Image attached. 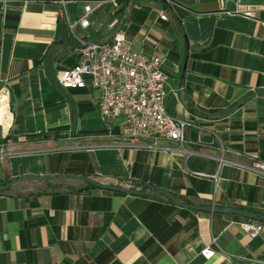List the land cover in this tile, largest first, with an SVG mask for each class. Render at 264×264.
Segmentation results:
<instances>
[{"label": "crops", "instance_id": "crops-1", "mask_svg": "<svg viewBox=\"0 0 264 264\" xmlns=\"http://www.w3.org/2000/svg\"><path fill=\"white\" fill-rule=\"evenodd\" d=\"M116 32L161 56L167 112L192 123L185 143L113 146L125 116L102 117L90 85L59 84L82 39L110 42ZM219 158L264 162V0H0V185L87 175L264 212V174ZM189 169L218 171L217 191ZM89 184L24 180L0 191V264H264V231L242 228L261 220ZM206 247L216 251L209 259Z\"/></svg>", "mask_w": 264, "mask_h": 264}, {"label": "built area", "instance_id": "built-area-1", "mask_svg": "<svg viewBox=\"0 0 264 264\" xmlns=\"http://www.w3.org/2000/svg\"><path fill=\"white\" fill-rule=\"evenodd\" d=\"M65 4L67 0H57ZM91 4L84 7V14L79 18L83 27H88L87 18ZM160 17L167 16L161 12ZM79 61L72 67L57 72L59 84L65 88H82L88 85L98 90L99 109L105 119H115L124 115L123 133L118 141L112 143L118 148L134 147L136 149L166 148L160 143L175 140L186 142V133L192 123L175 117L167 112L166 85L169 76L162 69V58L145 50H133L131 41L122 32H116L112 41L103 42L82 39ZM220 162L236 164L264 174V162L252 159L250 165L240 164L224 158ZM191 173L209 177L218 186V171L207 173L191 170ZM242 228L251 236L264 231V224L252 220L242 223ZM214 242L216 238H213ZM216 251L206 247L202 254L207 259Z\"/></svg>", "mask_w": 264, "mask_h": 264}, {"label": "water", "instance_id": "water-1", "mask_svg": "<svg viewBox=\"0 0 264 264\" xmlns=\"http://www.w3.org/2000/svg\"><path fill=\"white\" fill-rule=\"evenodd\" d=\"M76 180V181H85L88 182L94 186L105 188L113 191L128 193V194H144L148 196H158V195H164L167 197L170 201H172L174 204L182 205L187 208L196 209V210H202V211H208V212H223V213H234L239 214L244 217L250 218V219H256L264 221V213H261L259 211H250L246 209H238L234 207H220L218 205H200V204H194V203H186L183 202L177 195L172 193L169 190L163 189V188H152L147 191H142L138 189V187H124L118 184H106L98 181L95 178H92L87 175H23L16 177L12 179L11 181L0 185V191H4L8 189L9 187L13 186L14 184L24 181V180H37V181H55V180Z\"/></svg>", "mask_w": 264, "mask_h": 264}, {"label": "trees", "instance_id": "trees-1", "mask_svg": "<svg viewBox=\"0 0 264 264\" xmlns=\"http://www.w3.org/2000/svg\"><path fill=\"white\" fill-rule=\"evenodd\" d=\"M39 137H41V135L40 134H34V135H31L30 136V138H32V139H37V138H39ZM90 186H94V185H92V184H89ZM167 200H169L168 198H167ZM170 201V200H169ZM261 213H264V212H261ZM264 222V221H263Z\"/></svg>", "mask_w": 264, "mask_h": 264}]
</instances>
